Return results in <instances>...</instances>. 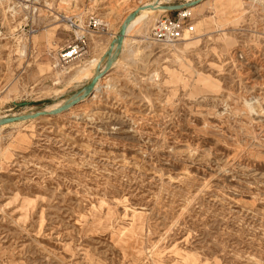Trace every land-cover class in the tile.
Instances as JSON below:
<instances>
[{
    "label": "rangeland",
    "instance_id": "1",
    "mask_svg": "<svg viewBox=\"0 0 264 264\" xmlns=\"http://www.w3.org/2000/svg\"><path fill=\"white\" fill-rule=\"evenodd\" d=\"M145 1L0 0V117L81 89ZM195 7L186 39L154 13L82 102L0 126V264H264V0Z\"/></svg>",
    "mask_w": 264,
    "mask_h": 264
},
{
    "label": "water",
    "instance_id": "2",
    "mask_svg": "<svg viewBox=\"0 0 264 264\" xmlns=\"http://www.w3.org/2000/svg\"><path fill=\"white\" fill-rule=\"evenodd\" d=\"M202 1L203 0H190L187 2L178 3L176 5L169 6L173 8L169 10L185 9L188 6L196 5ZM174 7H177V8H174ZM141 8H135L134 10H132L130 13L127 14L124 21L120 24L119 30L116 33L115 37L110 41L107 51L102 55L101 62L103 63V61H105L104 67L101 68V64L97 65L95 73L92 75L90 80L85 85H83L82 92L79 91L80 90L79 89L78 91L73 93L71 96L66 98L63 101V103H61V105L49 111L45 109H40L33 113H22V114H17V115L0 117V126L18 122V121H26V120L36 119V118H41V117H46V116L59 115L63 112L68 111L73 106L82 102L87 96L91 95L95 84L98 82V80L101 77L107 74L108 70L111 68L112 61L121 52L123 40L126 34L127 25L132 19L136 17L137 13L139 12Z\"/></svg>",
    "mask_w": 264,
    "mask_h": 264
},
{
    "label": "built area",
    "instance_id": "3",
    "mask_svg": "<svg viewBox=\"0 0 264 264\" xmlns=\"http://www.w3.org/2000/svg\"><path fill=\"white\" fill-rule=\"evenodd\" d=\"M189 12L187 9H181L176 12L174 17L160 16L150 31V37L160 43L173 44L182 40L185 33L192 34L194 26L186 22ZM80 49L79 43L71 46L69 50L64 52L62 56L70 57L78 52ZM70 53L72 55H66Z\"/></svg>",
    "mask_w": 264,
    "mask_h": 264
},
{
    "label": "bare ground",
    "instance_id": "4",
    "mask_svg": "<svg viewBox=\"0 0 264 264\" xmlns=\"http://www.w3.org/2000/svg\"><path fill=\"white\" fill-rule=\"evenodd\" d=\"M188 1H190V0H188ZM169 6H171V5H169V4H163V2H162V0H158V1H155V2H150V1H145V2H143V3H141V4H139V5H137L136 7H134V9L135 8H141L140 10H139V12L137 13V15H136V17L134 18V19H132L130 22H129V24L127 25V28H126V34H125V37H124V40H123V43H124V41H125V39H126V36H127V34L128 33H130L132 30H133V28H135L137 25H140V24H142V23H144L145 21H147L149 18H150V16L152 15V14H154V13H161V12H164L165 10H169V9H173V8H171V7H169ZM194 6V5H193ZM193 6H188L186 9H187V11L189 12L190 11V9H192V7ZM174 8H177V7H174ZM133 9V10H134ZM131 12V11H130ZM129 12V13H130ZM127 16V14L122 18V22L124 21V19H125V17ZM226 19V18H225ZM121 22V23H122ZM120 23V24H121ZM227 23V22H226ZM120 26V25H119ZM183 39H186V37H184ZM182 39V40H183ZM107 50H105V52H106ZM105 52H103V54L105 53ZM102 54V55H103ZM120 54V53H119ZM66 55H72V54H70V53H67V54H65V56ZM99 56H101V55H99ZM118 57H119V55L112 61V64H111V68L113 67V65L116 63V61H117V59H118ZM101 58H102V56H101ZM101 58L100 57H98V58H94V59H90L89 60V63L85 66V67H83V68H81V69H79L76 73H75V78L76 79H79V78H83V77H88L89 76V74H90V71H91V69H95L96 70V68H97V65H99V64H101V68L102 67H104V64L101 62ZM111 68L108 70V72L111 70ZM107 72V73H108ZM102 78V77H101ZM100 78V79H101ZM99 79V80H100ZM98 80V81H99ZM98 83V82H97ZM97 83L95 84V86H94V88L97 86ZM82 89V88H81ZM81 89L79 90V91H81ZM94 90V89H93ZM82 92V91H81ZM93 93V92H92ZM88 97V96H87ZM86 97V98H87ZM85 98V99H86ZM63 101L64 100H61V101H58V102H54V103H52V104H48V105H46L43 109H45V110H52V109H54V108H56V107H58L59 105H61V103H63ZM33 112H35V111H33ZM32 112V113H33ZM19 122V121H18ZM3 126V125H2Z\"/></svg>",
    "mask_w": 264,
    "mask_h": 264
},
{
    "label": "crops",
    "instance_id": "5",
    "mask_svg": "<svg viewBox=\"0 0 264 264\" xmlns=\"http://www.w3.org/2000/svg\"><path fill=\"white\" fill-rule=\"evenodd\" d=\"M212 4H213V0H203L200 4H198L196 7H195V9L194 10H196V11H198V10H202V9H205V8H210L211 9V11H212ZM194 7H192V8H194ZM134 9V8H133ZM132 9V10H133ZM131 10V11H132ZM192 9H190V11H191ZM166 16H168V15H166ZM122 22V19L120 20V22H119V24L117 25V27L115 28V29H113V30H111L110 32H108V35L107 36H105L103 39H102V42H103V44L104 43H106L107 41V46H108V44L110 43V41L115 37V35H116V33L118 32V30H119V25H120V23ZM98 35H100V34H98ZM128 36H129V33L127 34V36H126V39H125V41H124V43H123V45H122V49H121V52H120V54H119V56L121 55V53L125 50V44H126V42H127V39H128ZM106 49V48H105ZM104 52V51H103ZM102 52V53H103ZM101 53V54H102ZM93 57H97V56H93ZM119 58V57H118ZM104 62L105 61H103V64H104Z\"/></svg>",
    "mask_w": 264,
    "mask_h": 264
}]
</instances>
